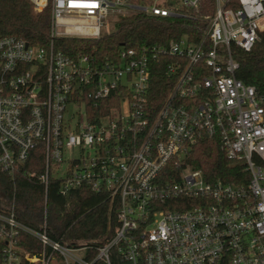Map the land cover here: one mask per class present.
Segmentation results:
<instances>
[{"label":"built area","instance_id":"built-area-1","mask_svg":"<svg viewBox=\"0 0 264 264\" xmlns=\"http://www.w3.org/2000/svg\"><path fill=\"white\" fill-rule=\"evenodd\" d=\"M30 1L51 7V42L0 37V174L14 178L41 149L46 192L55 178L63 195L104 193L116 223L102 238L58 241L46 220L41 229L22 222L13 197L0 208V264H264V89L237 77L236 58L264 33V0ZM138 12L207 26L199 41L122 47L117 57L55 46L99 38ZM157 66L173 86L152 114ZM109 99L106 112L89 115V103ZM205 136L244 162L247 182H211L187 162ZM22 234L40 249L27 250Z\"/></svg>","mask_w":264,"mask_h":264},{"label":"trees","instance_id":"trees-1","mask_svg":"<svg viewBox=\"0 0 264 264\" xmlns=\"http://www.w3.org/2000/svg\"><path fill=\"white\" fill-rule=\"evenodd\" d=\"M206 26L207 22L200 19L138 12L119 16L113 31L99 38L59 37L55 39V46L71 55L83 51L100 58L117 57L122 47L138 51L154 44H167L185 35L199 41ZM9 35L32 44L48 45L51 42V7L37 11L30 0H0V37ZM236 58L240 62L237 77L246 84L264 89V33L250 51L236 49ZM172 86L173 80L169 79L164 67L157 66L147 93V107L152 114L160 108ZM109 101H102L97 108L89 103V115L96 109L98 113L106 112L112 105ZM43 155L41 149L34 151L27 165L14 178L0 174V208L15 197L18 218L36 229H41L46 220L48 234L58 241L72 243L110 234L116 223V210L108 196L93 192L89 187H79L63 195L55 178L51 179L46 192L39 179L44 168ZM187 162L201 170L211 182L241 183L250 178L244 162L228 158L217 136L199 140L188 154ZM25 171L35 174L28 176ZM21 244L34 252L40 249L38 240L28 234L21 235Z\"/></svg>","mask_w":264,"mask_h":264},{"label":"rangeland","instance_id":"rangeland-1","mask_svg":"<svg viewBox=\"0 0 264 264\" xmlns=\"http://www.w3.org/2000/svg\"><path fill=\"white\" fill-rule=\"evenodd\" d=\"M117 19H118L117 17L114 19L113 23H111V24H112L111 27H109L108 30H106V32H111V31H113V29H114V22H115Z\"/></svg>","mask_w":264,"mask_h":264}]
</instances>
